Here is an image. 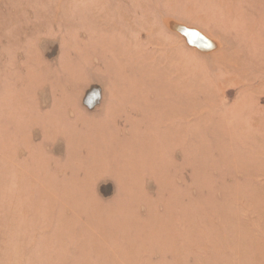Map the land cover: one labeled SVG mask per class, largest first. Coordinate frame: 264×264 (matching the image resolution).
<instances>
[{
    "label": "rangeland",
    "instance_id": "rangeland-1",
    "mask_svg": "<svg viewBox=\"0 0 264 264\" xmlns=\"http://www.w3.org/2000/svg\"><path fill=\"white\" fill-rule=\"evenodd\" d=\"M262 247L264 0H0V264Z\"/></svg>",
    "mask_w": 264,
    "mask_h": 264
},
{
    "label": "bare ground",
    "instance_id": "bare-ground-1",
    "mask_svg": "<svg viewBox=\"0 0 264 264\" xmlns=\"http://www.w3.org/2000/svg\"><path fill=\"white\" fill-rule=\"evenodd\" d=\"M172 25H173V24H172ZM184 29H185V28H184ZM183 31H185V30H183ZM187 31H188V30H187ZM191 31H192V30H191ZM189 32H190V31H189ZM189 32H187L188 35H189ZM185 34H186V33H185ZM192 34H193V32H192ZM192 34H191V35H192ZM194 34H196V33H194ZM185 36H186V35H185ZM185 39H186V38H185ZM192 39L194 40V38H192ZM192 39H190V40H192ZM195 39H196V38H195ZM197 39H198V38H197ZM197 39H196V40H197ZM196 40L194 41V43L197 42ZM186 42H189V40L186 41ZM192 42H193V41H192ZM198 42H200V41H198ZM189 43H190V42H189ZM196 44H197V43H196ZM196 44H195V45H196ZM198 44H199V43H198ZM198 44H197V45H198ZM193 45H194V44H193ZM193 45H192V46H193ZM202 45H203V44H201V46H202ZM198 46H199V45H198ZM198 46H197V47H198ZM193 47H194V46H193ZM199 47H200V46H199ZM110 91H111V89H110ZM108 102H110V101H108ZM128 110H129V109H128ZM176 166H177V165H176ZM98 174H99V173H98ZM106 175H107V174H106ZM97 179H98V178H97ZM99 181H100V180H99ZM102 209H103V207H102ZM102 209H101V210H102ZM93 210H94V209H93ZM90 211H91V210H90ZM96 211H97V210H96ZM93 212H94V211H93ZM97 212H99V211H97ZM258 247H259V246H258ZM258 249H260V248H258ZM260 250H261V249H260ZM257 252H258V251H257ZM259 254H260V261H261V264H264V247H262V251H260Z\"/></svg>",
    "mask_w": 264,
    "mask_h": 264
}]
</instances>
